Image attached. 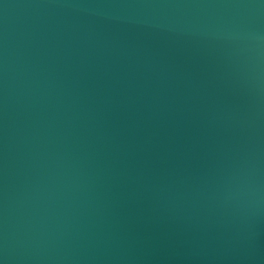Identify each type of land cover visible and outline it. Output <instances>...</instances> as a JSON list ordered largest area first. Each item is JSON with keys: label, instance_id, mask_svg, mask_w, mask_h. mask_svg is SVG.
Instances as JSON below:
<instances>
[{"label": "water", "instance_id": "obj_1", "mask_svg": "<svg viewBox=\"0 0 264 264\" xmlns=\"http://www.w3.org/2000/svg\"><path fill=\"white\" fill-rule=\"evenodd\" d=\"M0 264H264V0H0Z\"/></svg>", "mask_w": 264, "mask_h": 264}]
</instances>
